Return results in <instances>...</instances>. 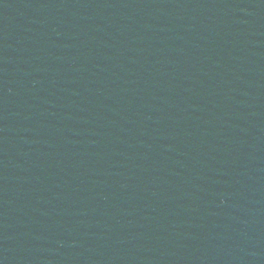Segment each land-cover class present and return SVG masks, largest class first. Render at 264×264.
<instances>
[{"label":"water","instance_id":"obj_1","mask_svg":"<svg viewBox=\"0 0 264 264\" xmlns=\"http://www.w3.org/2000/svg\"><path fill=\"white\" fill-rule=\"evenodd\" d=\"M128 264H264V0H134Z\"/></svg>","mask_w":264,"mask_h":264}]
</instances>
